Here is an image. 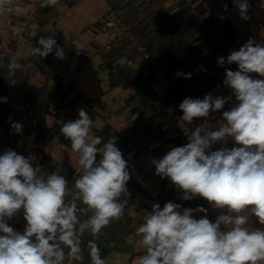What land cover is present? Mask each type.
<instances>
[{"label":"crops","instance_id":"1","mask_svg":"<svg viewBox=\"0 0 264 264\" xmlns=\"http://www.w3.org/2000/svg\"><path fill=\"white\" fill-rule=\"evenodd\" d=\"M41 2L14 0L11 11L0 12L1 41L13 42L18 32L24 34L18 58L23 69L9 76L10 58H4L0 68V97L7 98L6 103L0 101V154L11 149L32 157L34 167L65 176L69 189L74 188L78 175V155L60 128L64 122L77 119L79 109H85L94 120L93 134L103 137V142L115 137L123 154L128 139L150 130L164 115L173 113L183 99L230 66L219 67V57L226 58L249 38L258 42L264 38L260 0H248V21L240 18L233 0H56L45 7ZM107 4L117 8L145 47L148 60L129 46L126 37L110 51L98 50L103 42L98 26L105 18ZM241 28H246L243 36L236 34ZM48 35L64 48L65 59L55 58V50L42 59L31 55V49L39 46V38ZM80 48L98 52L78 55ZM177 72L192 75L185 79L177 77ZM87 100L99 103L101 114L89 112ZM9 117L23 125L22 135L13 133ZM187 135L184 122L177 119L127 157L134 167H128L131 179L126 187L130 196L122 197L128 200L124 216L105 227L101 235L86 233L82 237L83 264H91L86 249L89 240L98 243L105 264H133L145 251L136 228L153 203L163 207L171 200L182 209L206 208L202 197L183 200L182 191L169 179L156 175L151 164L152 158L162 157L171 147L185 145ZM88 215L91 213L86 212L84 218ZM194 215L199 219L203 213ZM16 218L26 223L22 212ZM251 220L252 227H262L255 217Z\"/></svg>","mask_w":264,"mask_h":264},{"label":"clouds","instance_id":"2","mask_svg":"<svg viewBox=\"0 0 264 264\" xmlns=\"http://www.w3.org/2000/svg\"><path fill=\"white\" fill-rule=\"evenodd\" d=\"M55 3L42 0L40 6ZM233 4L241 19L250 20L248 0ZM13 5L14 0H0V12L11 11ZM223 7L227 11L228 6ZM259 7L264 9V0ZM38 45L31 49L34 58H45L55 50V58L65 59V50L53 35L41 36ZM217 64L238 66L235 71L225 68L222 81L235 103L213 125L207 118L224 109L232 95L209 92L203 99H183L181 120L187 125L194 119L204 122L191 130L185 145L171 147L162 157L152 158L151 164L156 175L182 191L183 200L202 197L221 214L212 222L202 206L182 209L171 200L163 207L153 203L136 228L145 251L133 264H264V41L249 38L226 58L219 57ZM23 67L12 56L8 75ZM175 75L190 79L192 73ZM0 101L6 103L7 98ZM9 122L13 133L22 135L23 125L11 117ZM93 126L94 120L81 108L77 119L60 128L78 155L72 189L59 172L48 174L41 166L34 167L32 157L11 149L0 154V264H83L82 237L86 233L97 237L124 216L128 200L122 197L130 196L126 186L131 179L127 161L115 137L103 142V137L93 134ZM229 139L235 146L227 147ZM216 144L221 147L212 150ZM21 212L26 221L23 232L8 223ZM86 212L91 215L84 218ZM194 213L203 216L197 219ZM251 217L262 227H252ZM86 249L91 264H105L98 243L89 240Z\"/></svg>","mask_w":264,"mask_h":264},{"label":"built area","instance_id":"3","mask_svg":"<svg viewBox=\"0 0 264 264\" xmlns=\"http://www.w3.org/2000/svg\"><path fill=\"white\" fill-rule=\"evenodd\" d=\"M98 29L100 33L103 36V42L100 45L98 50L102 51H110L113 47V45L120 41L123 37H126L129 40V46H132L133 48L140 51L143 55V58L145 60L149 59V55L146 52V49L143 45H141L135 35L131 32L129 25L125 23L121 15L119 14L117 8H115L111 4H107L105 8V18L104 20L99 24ZM246 33V28H241L236 30V34L239 36H243ZM24 34L19 33V35L16 36L15 41L13 42H4L0 40V56L3 58H11L12 56H17V59L20 58V48H19V41L21 40V37H23ZM264 41V38L261 40ZM260 42V41H259ZM98 51L91 52L84 48H80L76 50V53L78 55L84 54L86 56L90 55H96ZM228 68L235 71L238 70V66L236 64L230 65ZM224 72H221L213 79H211L208 83H206L204 86L200 87L194 94H192L190 97L192 98H200L203 99V97L211 92L213 95H222V96H228L232 95L233 99L229 101L228 104L225 105L224 109H222L220 112L211 113L210 117L207 118L209 122L213 125L217 123L222 118V112L225 110H229L232 104L235 103V97L234 94H232L231 90L224 87L222 84L224 77ZM255 78H260L258 74H252ZM219 86V88L217 87ZM183 101V100H182ZM181 101V102H182ZM180 102V103H181ZM87 110L89 112H93L96 114H101V105L99 103H95L92 100L86 101ZM183 113L178 108L170 114L164 115L159 122L152 127L150 130L142 134L141 136H138L137 138L129 141L128 139V147L125 152H123V158L127 161V165L129 168H133L134 164L130 160L127 159V157L134 152L138 151L139 149L145 147L150 139L158 135L165 127L169 126L171 123L176 121L177 119H181ZM204 122L203 118L200 119H194L192 125H187L186 129L188 133L190 134L191 130ZM235 146L234 141L229 139L227 143V147L231 148ZM221 147L220 144H216L213 146L212 150H218ZM147 157H150V154L147 155ZM206 209H208V219L210 221L214 222L217 215L221 214V210H214L211 208L210 204L206 203ZM9 226H12L15 230L23 232L24 227L26 225L25 222L21 221L20 219L13 217L12 220L8 221ZM82 244V241H81ZM75 264V262H73Z\"/></svg>","mask_w":264,"mask_h":264}]
</instances>
